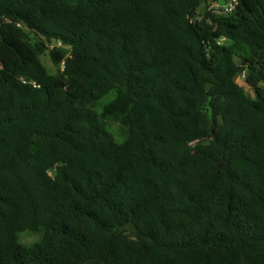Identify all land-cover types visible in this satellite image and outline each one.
I'll return each instance as SVG.
<instances>
[{
    "label": "trees",
    "instance_id": "16d2710c",
    "mask_svg": "<svg viewBox=\"0 0 264 264\" xmlns=\"http://www.w3.org/2000/svg\"><path fill=\"white\" fill-rule=\"evenodd\" d=\"M223 7L0 0V264H264V0Z\"/></svg>",
    "mask_w": 264,
    "mask_h": 264
},
{
    "label": "rangeland",
    "instance_id": "374dc122",
    "mask_svg": "<svg viewBox=\"0 0 264 264\" xmlns=\"http://www.w3.org/2000/svg\"><path fill=\"white\" fill-rule=\"evenodd\" d=\"M230 0H226L223 1L222 5H226ZM220 5V4H219ZM222 9H225V7H223ZM203 7H201L199 9V11L202 12ZM213 13H220L218 12L220 10V8H218L217 4H213L211 6L210 9H208V11H211ZM223 42V40H221ZM56 46H59V44H56ZM49 48H52V45L49 46ZM40 61L41 63L51 72H55L56 68L54 67V65L52 64L51 60H50V56L48 54V52H46L45 54L40 56ZM236 81L238 82L239 85L243 86L245 91L248 94H252L250 88L244 84L243 80H242V76L241 77H237ZM113 94L109 93L106 96H104L98 103V106L96 107L97 111H100L102 105L106 104L107 102H109V100L112 99ZM106 125V129L108 130V132L113 136V138L115 139L116 142L120 143L122 142V136H121V127L118 123L114 122L113 120L109 119L106 121L105 123ZM20 242L24 245H30L32 243H34L35 241H37L39 239V235L36 233H31V232H27V233H23L20 235L19 237Z\"/></svg>",
    "mask_w": 264,
    "mask_h": 264
},
{
    "label": "built area",
    "instance_id": "2783aa9c",
    "mask_svg": "<svg viewBox=\"0 0 264 264\" xmlns=\"http://www.w3.org/2000/svg\"><path fill=\"white\" fill-rule=\"evenodd\" d=\"M235 3V0H230L224 7H225V12L228 13L232 10L233 5Z\"/></svg>",
    "mask_w": 264,
    "mask_h": 264
},
{
    "label": "water",
    "instance_id": "95a60500",
    "mask_svg": "<svg viewBox=\"0 0 264 264\" xmlns=\"http://www.w3.org/2000/svg\"><path fill=\"white\" fill-rule=\"evenodd\" d=\"M218 3H219L220 5H222V4H223V0H218Z\"/></svg>",
    "mask_w": 264,
    "mask_h": 264
}]
</instances>
